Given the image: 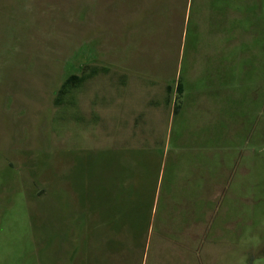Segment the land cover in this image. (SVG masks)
Instances as JSON below:
<instances>
[{
    "label": "rangeland",
    "instance_id": "obj_1",
    "mask_svg": "<svg viewBox=\"0 0 264 264\" xmlns=\"http://www.w3.org/2000/svg\"><path fill=\"white\" fill-rule=\"evenodd\" d=\"M0 264H264V0H0Z\"/></svg>",
    "mask_w": 264,
    "mask_h": 264
},
{
    "label": "trees",
    "instance_id": "obj_2",
    "mask_svg": "<svg viewBox=\"0 0 264 264\" xmlns=\"http://www.w3.org/2000/svg\"><path fill=\"white\" fill-rule=\"evenodd\" d=\"M77 80V78L75 76H71L69 77L65 83L61 86V90H64V87L66 85H73V83H75V81ZM62 90V91H63ZM60 91V92H62ZM182 93H183V88L181 83L178 81L176 84V88H175V98H174V103H173V113H177L179 107H180V100L182 98Z\"/></svg>",
    "mask_w": 264,
    "mask_h": 264
},
{
    "label": "crops",
    "instance_id": "obj_3",
    "mask_svg": "<svg viewBox=\"0 0 264 264\" xmlns=\"http://www.w3.org/2000/svg\"><path fill=\"white\" fill-rule=\"evenodd\" d=\"M180 82L181 83V80L178 78V80H176V84H177V82ZM176 84H173V88H171L170 86H166L164 89H163V97H162V101H161V103L163 102V100L165 101V105H167V106H169L170 105V102H169V95H170V93H171V91H173V93H175V88H176ZM182 85V88H183V93H182V98H183V95H184V87H183V84H181ZM184 103V102H183ZM183 103H182V105H183ZM172 104H173V102H172ZM172 107H173V105H172ZM182 108V106L180 105V107H179V109H178V111L177 112H179L180 111V109ZM172 109V108H171ZM174 114V113H173Z\"/></svg>",
    "mask_w": 264,
    "mask_h": 264
}]
</instances>
